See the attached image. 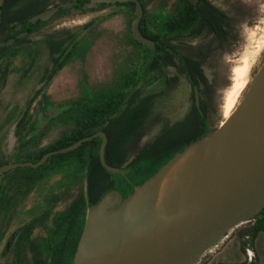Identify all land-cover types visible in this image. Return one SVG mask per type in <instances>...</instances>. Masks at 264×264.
<instances>
[{"label":"water","instance_id":"water-1","mask_svg":"<svg viewBox=\"0 0 264 264\" xmlns=\"http://www.w3.org/2000/svg\"><path fill=\"white\" fill-rule=\"evenodd\" d=\"M119 2L134 4L131 33L154 49L153 40L139 29V0L60 1L24 23L46 19L59 8L73 10V3L80 5L76 11H90L102 3ZM1 4L2 0L0 13ZM4 44L8 42H0ZM224 123L176 152L123 199L115 200L109 193L89 205L70 264H197L231 230L257 215L264 208V60ZM93 137L101 138V164L123 173L104 158L107 135L102 130L48 151L35 163L6 164L0 173L37 166Z\"/></svg>","mask_w":264,"mask_h":264},{"label":"flooded vegetation","instance_id":"flooded-vegetation-1","mask_svg":"<svg viewBox=\"0 0 264 264\" xmlns=\"http://www.w3.org/2000/svg\"><path fill=\"white\" fill-rule=\"evenodd\" d=\"M61 1L81 2L82 0H61ZM26 2H28V0H18L16 7L20 8L23 5H25ZM139 2L143 10L142 16L139 21L140 31L143 33L145 29L142 23H147L148 29L152 31L154 30L157 31V29H161V27H163L162 32L156 33V37H150L143 33L144 36L153 40L155 44L154 49L148 48L137 42L131 33L130 25L134 17L133 3H129V2H119V3H111V4L102 3L97 6H94L92 9H90V11L93 10L100 11L108 7L111 8L114 7L116 10H118L117 11L118 14H125L126 16L128 15L127 19H129L130 21L128 33L131 37L132 42L140 48L138 50L137 55L140 54V52L143 50V47H145L151 52L159 51L161 54H167V53L172 54L174 56L175 64L166 67V75L168 77H171L172 79L173 78L177 79L176 81H173L172 90L176 87L178 81H180L179 74L181 73L182 75H184V78L189 83L190 88L192 87L191 83L195 82L194 80H191L189 78L190 77L189 75L187 77L186 73L184 72L187 69L184 68V64H182L180 61V59L182 60L181 58L182 55L191 54L198 50L195 47L198 44L196 45L194 43L195 42L194 40H197L198 38L203 39L205 37L211 38L210 40H213L214 42L215 40L219 41V39L227 40L226 42L224 43L222 42L221 44L216 45V47H213V49H216V51L221 50L223 54H227L231 52L233 50L232 46H236L235 44L238 41L237 34L235 37V39L237 38L235 40L236 42H231V40H233L231 31L226 35L225 38L220 37L219 39L217 38L218 36L216 35V31H208L207 29L201 30L197 34H187L188 32H186L185 34L187 35L179 37L172 32L175 28L174 27L171 28L169 25L171 24V22L179 19V17H173L171 13H173L176 8H180L182 9L181 10L182 12H185L187 11L191 3L194 9L197 11L200 10L204 11L205 9L209 10L210 6L217 8L219 13H222V15H224L223 18L226 19L228 17L229 18L228 20H230V22L234 24V30L236 33L237 32V30L235 29V22L237 21L236 14L237 15L241 14L242 10L236 8L235 6L232 7L231 10L226 11L221 7H219L218 5H216L212 0H196L195 2H192L191 0H171V1L159 0L157 4L154 5V8H152L151 6L153 4L152 0H139ZM56 3H50L46 8ZM6 6H7V0H2L1 13H0V42L1 43L8 42V44H4L0 46V89L5 84L8 75L13 70L18 73L20 72V74L23 73L25 74V72L31 69L38 55L39 40L42 46H44L45 51L47 53V60H48L47 65H49V67H45V69L42 71V74L39 78L40 79L39 81L42 82L40 84L41 86L35 88L30 100L31 104L29 105L28 108L25 109V111L29 110V113H32L36 120L33 129L29 128L30 127L29 123L26 122L24 123V121L22 120L25 112L23 111L20 118L15 122V128L13 129L14 133H16L17 135L16 142L14 146H12L9 149H7V136L9 135V131L11 128L8 124L9 121H11L12 119L11 117L12 114L7 116V114L5 113L4 118L0 119V167L6 164L19 162V160L11 161L12 155H14L15 159H17L18 157L21 156H28V157L35 156L38 154L39 151L43 150L44 153L40 156L41 158L46 152L58 149V148L46 149L52 142L55 141L54 140L51 143L42 146L36 151L28 152L25 154L21 152L22 149L28 145L31 144L37 145L41 134L43 133V131H45L43 127L39 129V131H37L36 124L38 122L39 114H44L47 106L51 104V102L48 101L46 95V89H47V84L49 83L50 72L61 69L66 63L75 60L79 56L82 49L86 45L85 44V38L87 36L86 32L92 25V22L89 21L91 22L90 26L87 25L89 23L88 22V23H84L83 25H81V27H78L74 30L60 29L57 31L49 32L43 35L40 39H34V36L37 35V33L40 31L39 29L45 24H47L50 20H53L57 17L59 18L66 12L83 14L86 12V10L76 11L77 8H80V5L78 3H73L72 5L73 10L70 8L67 9L59 8L56 12H53L46 19L36 20L34 22L25 24L24 21L27 18L31 17L32 15L23 17L22 16L24 14L23 10L17 11V16H18L17 18L5 22L7 14L4 8H6ZM185 20L186 18L183 17L182 19H180V21H176V22H182ZM18 24H21V26L16 30L15 27ZM60 31H64L63 35H66L67 33L73 34L77 42V43L76 42L73 43L75 50L74 56L70 58L67 62H65L61 67L52 63L51 59L49 58L47 46L43 39L45 38V36L49 34L58 33ZM160 39L162 40V42ZM25 49L27 50L26 51L27 61L24 63V65H19V66L14 65L13 64L14 57L17 55V53L22 52ZM126 67L124 69H118L117 71H115L116 73L108 83L112 82L113 78L118 74V72L121 70H125ZM209 67H211V65ZM171 69L176 70V72L170 74ZM204 73L206 75V79L204 82L205 84L204 83L202 84L204 86L206 85L208 90H207V96L206 98H204L205 102L202 103L204 109H202L199 104L198 110L199 113L202 112L201 128L206 132L211 129L212 122L210 117L214 116L216 113V112L214 113V109H212V107L215 108V106L216 107L220 106L221 109L222 104L219 103L216 98H214L213 89L215 88V86H217L216 82L208 79V75L206 74L205 69H204ZM231 75L232 74L230 73L229 75L230 81H232ZM3 76H4V80L2 81ZM108 83L89 86L86 96L76 100L86 99L89 95V90L91 87L101 86ZM231 84H232L231 82L228 86L226 84L225 90L228 87H230ZM149 87L153 88V85H149ZM196 87L197 86L194 83L190 91L189 106L187 110H185V112L180 114L176 113L175 115L173 113L166 117L160 115L161 116L160 120L155 125L152 126V129L149 133L155 134V132L159 129L160 124L166 120H171L172 122L179 119H183L184 115L189 110V108L192 107V105H195V103L198 104L199 98L197 96ZM41 99L44 100L41 101ZM156 99L166 100V99H170V97L168 94L166 96H161ZM76 100L70 101L67 104L68 105L67 107L61 109V111L57 114L54 120L57 122L68 120L70 121L72 127V121L71 119L66 117L67 114L66 111L70 110L71 105ZM168 106L169 105L165 103L162 105V108L164 109L165 107ZM63 116L65 118H61ZM69 130H67L66 132H68ZM25 141H27V144L22 145V143ZM62 153H66V152H62ZM56 154H60V153H55L50 155L43 163L37 166H30L31 169L30 171H24V172L16 171L13 173H8L7 171H9L10 169L9 168L0 173V262H5L8 257H11L12 258L11 264H52L54 263L53 254L56 253L58 248L62 247L63 253L64 254L68 253L69 244L71 240L67 241L66 244H63V241H65V238L68 235V229L66 226L70 224L71 221L65 217L71 213L72 207L75 204H77L78 202L82 204L83 200L86 201L87 198L86 168L84 165L80 166L85 169L84 192L83 194L75 193V195L72 196L71 195L72 182H73L72 178L66 177L64 175L62 179L57 180L54 179V175L57 172L69 169L71 166L79 167V165L71 164V161L67 157L64 158L65 156L64 157L60 156L58 158L56 157L57 159H53L52 157ZM40 158L36 160L32 158L23 161L24 162L31 161L35 163ZM43 166L46 169H44L45 173L44 175L42 173L40 179L38 175L41 172H38V169H40ZM121 168L123 170V173L121 174L125 175L124 178L126 179V184L123 183L122 185L117 184L115 188L110 190V194H112L115 200L123 199L127 194H129L133 190V186L135 185L134 178H132L125 171L126 167H121ZM63 201H65L64 207L57 208L58 205L63 203ZM87 208L88 207L85 208L83 226L85 222ZM77 224H78V218L74 224V227ZM37 231H40L38 235H36ZM32 246H34V248Z\"/></svg>","mask_w":264,"mask_h":264},{"label":"trees","instance_id":"trees-1","mask_svg":"<svg viewBox=\"0 0 264 264\" xmlns=\"http://www.w3.org/2000/svg\"><path fill=\"white\" fill-rule=\"evenodd\" d=\"M17 2L18 0H7V6L4 8L7 14L5 22L17 18V11L23 10L22 16L27 17L41 12L50 4V0H28L25 5L17 8ZM181 10L176 8L171 13L173 17H179L178 20L169 24L171 28H175L172 31L175 35L180 37L197 34L201 30L207 29L216 31L219 39L220 37L225 38L231 31L233 36L231 42H236L237 32L235 33L234 24L228 20V17L223 18L224 15L219 13L217 8L210 6L209 10L197 11L190 3L187 11L182 12ZM183 17L186 18L185 21L176 22ZM90 24L91 22L87 25L90 26ZM142 25L145 27L143 33L150 37H156V33L163 31V27L157 31L153 29L156 31L154 32L148 29L147 23H142ZM186 32L188 33L185 34ZM63 34L64 31H60L43 38L49 58L53 64L59 67L72 58L75 53L73 46V43L76 42L75 36L70 33ZM226 41L224 39L215 40V45ZM195 47L198 49L196 52L184 54L181 57L182 60L180 59L184 68L187 69H184L187 77L189 75V78L195 81L199 98L198 104L192 105L183 119L172 122L171 120L164 121L155 134H151L148 139L142 141L150 134L152 126L161 117L160 111L156 112L155 110L163 99L156 98L168 95L173 88V81L177 80L166 75V67L175 64L172 54H161L159 51L151 52L143 47L140 54L129 62L125 70L119 71L112 82L91 87L86 99L73 102L70 110L66 111V117L71 119L72 127L46 149L67 146L81 137L102 130L107 135V143L104 148L106 162L119 168L126 167L125 171L134 178L135 185L140 184L176 152L205 133L201 128L202 112L199 113L198 105L200 104V107L204 109L202 103L205 102L204 98H206L208 90L206 85L202 84L206 79L204 69L210 66L213 48L209 45ZM194 83H191L192 87ZM149 85H153V88H150ZM43 100L41 99V101ZM22 120L24 123H29V128L33 129L36 120L29 110L24 112ZM26 144L27 141L22 143V145ZM100 144L101 138L93 137L84 141L74 150L54 155L67 157L71 164L85 166L87 198L86 201L83 200L82 204L80 202L75 204L71 213L65 217L71 221L66 226L68 235L63 241V244H66L71 240L68 253L64 254L63 248H58L57 251L60 253L56 251L53 254L54 263L52 264L70 263L83 228L85 208L98 201L103 195L109 194L117 184H126L124 174L110 171L101 164L98 155ZM43 153L42 150L37 155L27 156V158L36 160ZM77 218L78 224L74 227ZM259 231H264V208L236 229L240 240V249L246 256V248L252 250L255 236ZM32 247L34 248V246ZM203 259L204 257L200 261L202 262ZM219 264H259V259L257 255L253 254L250 260L247 258L246 261L239 263Z\"/></svg>","mask_w":264,"mask_h":264},{"label":"rangeland","instance_id":"rangeland-1","mask_svg":"<svg viewBox=\"0 0 264 264\" xmlns=\"http://www.w3.org/2000/svg\"><path fill=\"white\" fill-rule=\"evenodd\" d=\"M60 1L50 0V3ZM152 1L153 4L151 6L154 8V5L159 0ZM212 1L226 11L231 10L234 6L242 10L241 14H236L237 21L235 22V29L237 30L238 38L235 44L236 46H232L233 50L227 54H223L221 50L216 51V49H212L211 67L205 68L208 79L217 84L213 89L214 98L222 104L224 90L226 88L225 85L227 84L228 86L230 82L232 83L229 79L231 69L240 64L238 59L243 53H248L251 55V58L247 73V84L242 90V95L248 89L253 76L264 60V0ZM117 11L114 7H108L100 11H86L83 13L84 15L66 12L61 17L50 20L34 36V39H40L43 35L52 31L60 29L74 30L81 27L84 23L92 22V25L86 32V45L79 56L75 60L66 63L61 69L50 72L46 95L51 104L47 106L44 114H39L36 124L37 131L42 127L45 131L41 134L37 145L31 144L22 149L21 152L23 154L38 150L69 130L71 127L70 121L57 122L54 120L61 109L67 107L70 101L85 97L89 86L108 83L116 73L115 71L124 69L128 62L137 56L140 48L132 42L128 33L130 25V21L127 19L128 15L118 14ZM19 25L15 27L16 30L19 28ZM210 39L208 37L203 39L198 38L194 40V43L196 45L198 44V46L209 45L212 48L216 47L215 42ZM26 51L25 49L17 53L14 57V65H24L27 61ZM47 61V53L39 40L38 55L31 69L25 72V74H20V72L18 73L13 70L0 89V119L4 118L5 113L7 116L12 114V119L8 124L11 129L7 136V149L14 146L16 142L17 135L13 131L15 122L31 104L30 100L35 88L41 86L40 84L42 82L39 81V78L45 67H49ZM175 72L176 70H170V74ZM179 75L180 81H178L176 87L169 93L170 99H163L164 101L162 100L155 110L156 112L160 111L161 116L166 117L173 113L174 115L176 113H183L189 106L191 88L184 78V75L182 73ZM165 103L169 106L163 109L162 105ZM212 109L216 113L210 117L212 122L211 129H216L223 120L222 109H220V106L212 107ZM151 134L144 137L142 141L148 139ZM52 158L57 159L58 157L53 156ZM27 159V156H21L17 159H15L14 155L11 156V161L19 160V162H24L23 160ZM44 169H46L44 166L38 169V172H41L38 175L40 179L42 173L43 175L45 173ZM30 170V166L25 165L10 168L7 172L13 173L16 171L24 172ZM64 175L72 178L71 195L74 196L75 193L83 194L85 169L80 166H71L67 170L57 172L54 175V179H62ZM64 202L58 205L57 208L64 207ZM36 233L38 235L40 231ZM11 261L12 258L8 257L5 262H0V264H11Z\"/></svg>","mask_w":264,"mask_h":264},{"label":"crops","instance_id":"crops-1","mask_svg":"<svg viewBox=\"0 0 264 264\" xmlns=\"http://www.w3.org/2000/svg\"><path fill=\"white\" fill-rule=\"evenodd\" d=\"M239 226L231 230L219 243V246L208 251L203 256V261H199L197 264L239 263L246 261L247 256L241 251L240 240L236 234V229ZM252 252L258 256L259 264H264V231H259L256 234Z\"/></svg>","mask_w":264,"mask_h":264},{"label":"bare ground","instance_id":"bare-ground-1","mask_svg":"<svg viewBox=\"0 0 264 264\" xmlns=\"http://www.w3.org/2000/svg\"><path fill=\"white\" fill-rule=\"evenodd\" d=\"M250 58L251 55L243 53V55L238 59L240 64L232 68V84L224 93L221 107L223 115V121L221 122L222 127L225 125L224 120L230 117L242 97V90L247 84V73L250 67Z\"/></svg>","mask_w":264,"mask_h":264},{"label":"built area","instance_id":"built-area-1","mask_svg":"<svg viewBox=\"0 0 264 264\" xmlns=\"http://www.w3.org/2000/svg\"><path fill=\"white\" fill-rule=\"evenodd\" d=\"M226 237V236H225ZM224 237V238H225ZM223 238V239H224ZM222 239V240H223ZM221 240V241H222ZM221 241L219 242V243H221ZM219 243H217L216 245H214L209 251H211L213 248H216V247H218L219 246ZM246 252H247V258L250 260L251 258H252V256H253V252H252V250L250 249V248H246Z\"/></svg>","mask_w":264,"mask_h":264}]
</instances>
